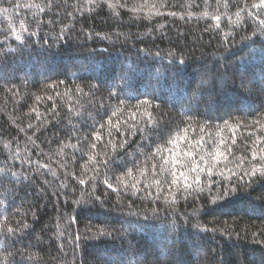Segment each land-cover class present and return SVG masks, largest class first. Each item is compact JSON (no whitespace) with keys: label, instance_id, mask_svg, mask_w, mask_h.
Returning a JSON list of instances; mask_svg holds the SVG:
<instances>
[{"label":"trees","instance_id":"trees-1","mask_svg":"<svg viewBox=\"0 0 264 264\" xmlns=\"http://www.w3.org/2000/svg\"><path fill=\"white\" fill-rule=\"evenodd\" d=\"M262 21L0 0V264H264Z\"/></svg>","mask_w":264,"mask_h":264},{"label":"snow or ice","instance_id":"snow-or-ice-1","mask_svg":"<svg viewBox=\"0 0 264 264\" xmlns=\"http://www.w3.org/2000/svg\"><path fill=\"white\" fill-rule=\"evenodd\" d=\"M262 2H264V0H262ZM215 19L216 20H219L220 18L219 17H215ZM262 23H264V21H262ZM181 63H182V61H181ZM94 147V146H93ZM261 159H264V157H261ZM193 171H196V168L195 167H193V169H192ZM252 175H255V172H253L252 173ZM177 181L176 180H173L172 181V183H176ZM83 183V182H82ZM109 187H111V185H109ZM79 237H77V239H78Z\"/></svg>","mask_w":264,"mask_h":264},{"label":"rangeland","instance_id":"rangeland-1","mask_svg":"<svg viewBox=\"0 0 264 264\" xmlns=\"http://www.w3.org/2000/svg\"><path fill=\"white\" fill-rule=\"evenodd\" d=\"M258 81V80H257ZM244 108H246V106H244ZM197 236V235H196Z\"/></svg>","mask_w":264,"mask_h":264}]
</instances>
